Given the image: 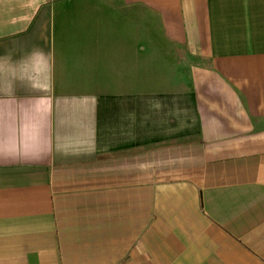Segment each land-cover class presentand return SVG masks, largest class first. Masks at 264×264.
Masks as SVG:
<instances>
[{
  "label": "crops",
  "instance_id": "1",
  "mask_svg": "<svg viewBox=\"0 0 264 264\" xmlns=\"http://www.w3.org/2000/svg\"><path fill=\"white\" fill-rule=\"evenodd\" d=\"M0 264H264V0H0Z\"/></svg>",
  "mask_w": 264,
  "mask_h": 264
}]
</instances>
